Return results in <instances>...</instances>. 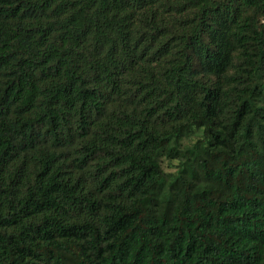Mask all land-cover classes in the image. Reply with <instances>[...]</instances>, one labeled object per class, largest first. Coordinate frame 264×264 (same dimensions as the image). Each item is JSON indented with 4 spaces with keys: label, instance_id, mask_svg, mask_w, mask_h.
<instances>
[{
    "label": "trees",
    "instance_id": "16d2710c",
    "mask_svg": "<svg viewBox=\"0 0 264 264\" xmlns=\"http://www.w3.org/2000/svg\"><path fill=\"white\" fill-rule=\"evenodd\" d=\"M0 264H264V0H0Z\"/></svg>",
    "mask_w": 264,
    "mask_h": 264
},
{
    "label": "rangeland",
    "instance_id": "374dc122",
    "mask_svg": "<svg viewBox=\"0 0 264 264\" xmlns=\"http://www.w3.org/2000/svg\"><path fill=\"white\" fill-rule=\"evenodd\" d=\"M172 164L174 165L175 163H172ZM172 164L165 161L163 165L167 171H172V170H174V168L172 167L173 166Z\"/></svg>",
    "mask_w": 264,
    "mask_h": 264
}]
</instances>
